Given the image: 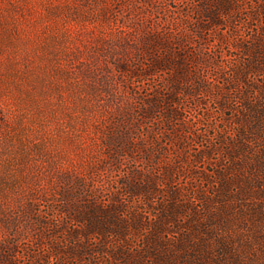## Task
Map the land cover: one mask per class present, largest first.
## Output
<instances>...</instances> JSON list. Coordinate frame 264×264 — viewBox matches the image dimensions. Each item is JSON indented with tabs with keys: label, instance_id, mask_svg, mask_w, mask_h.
<instances>
[{
	"label": "rangeland",
	"instance_id": "1",
	"mask_svg": "<svg viewBox=\"0 0 264 264\" xmlns=\"http://www.w3.org/2000/svg\"><path fill=\"white\" fill-rule=\"evenodd\" d=\"M203 1L0 0V255L12 252L15 264H264L262 112L252 113L250 124L260 131L245 142L250 153H229L242 128L236 120L249 118L243 96L264 106V70L248 75L251 86L233 81L232 73L251 59L238 43L254 45L253 37L264 35V10H257L264 0H238L234 22L222 17L226 23L201 38L189 32L198 17L192 5ZM149 32L183 35L172 40L173 49L209 92L173 93L170 69L144 75L165 52L145 50ZM214 52L220 67L203 63ZM229 87V95L240 98L221 111L214 94ZM157 92L178 103L162 102L152 118L142 119V99ZM173 107L181 120L168 128L161 116ZM125 115H133L138 151L112 161L107 137ZM216 134L223 135L222 145ZM211 144L220 150L197 159ZM160 146L163 154L146 156L145 147ZM170 166L171 182L163 172ZM136 171L156 180L151 201L124 186L136 180ZM169 183L176 198L167 192ZM198 190L203 199L196 198ZM171 203L190 208L163 224L158 244L148 240ZM113 206L129 224L123 235H85L90 221L71 217L93 207L100 211L98 225L112 217ZM134 215L144 228L130 226ZM80 243L87 252L66 253Z\"/></svg>",
	"mask_w": 264,
	"mask_h": 264
},
{
	"label": "trees",
	"instance_id": "2",
	"mask_svg": "<svg viewBox=\"0 0 264 264\" xmlns=\"http://www.w3.org/2000/svg\"><path fill=\"white\" fill-rule=\"evenodd\" d=\"M258 9L257 10H264V3H258L257 4ZM241 9V5L239 4L238 0H204L203 2H200L198 4H193L191 11L194 14H197V24L195 22V26L189 34H193L196 36H199L201 38L204 37V32L208 29H211L212 26H220L222 24H225L222 17H231L232 22H234V16L233 14ZM255 13H249L248 18L253 19ZM258 14V13H256ZM259 15V14H258ZM207 19L209 22L208 23H201V18ZM228 25V23H227ZM238 31V30H237ZM237 34V32H233V34ZM174 37L170 36H163L160 33H148L146 38V42H144L143 47H145V43L147 44V47L145 50H157L158 48H164L165 50L164 53L161 54V56H158V58L152 59L151 66L152 69L150 71H145L143 73L144 75H149V73H153V71H158V70H173L174 74L170 77L169 83L172 86V92L176 94H183V95H188V96H196L198 93L202 92H209L207 86L205 85L204 81L198 76L194 77L192 72L188 68V64L186 62V59L184 58L185 55L183 53H177L173 49V42L172 40L176 39H184L182 36L183 35H176L175 33L173 34ZM253 40L257 43L254 45H249L245 43H241L240 45L245 51H248L250 54L251 59L246 61L244 63V66L241 69H232L233 73V81H236V78H239V80H242L243 83L248 84L247 78L249 74L252 73H257L260 72L261 70H264V52H263V47H264V35L263 37H258L255 36L253 37ZM231 41V40H229ZM151 47V48H150ZM148 48V49H147ZM208 59H203L207 64L213 65V67H220L221 64L219 63V57L216 52L214 53H208ZM120 61V67L125 70L127 69V66L124 63V58L119 59ZM136 72V71H135ZM137 74V72H136ZM191 83L190 85H188ZM205 89V90H204ZM229 90H232V87L226 88L225 91L222 92H217V94H214V100L215 103L218 105L217 107L223 111L224 109L227 108H233V106L229 103L231 100L234 98H240L237 94H231L229 95ZM164 96V97H163ZM142 99V98H141ZM143 105L141 107V112L140 116L142 119H149L154 116V114L158 111V108L162 102L169 103V102H175L178 103V100L172 95L166 96L163 95L162 93H156L155 95H151L148 99L144 98L142 99ZM199 103V100H197ZM196 101V102H197ZM243 102L247 106V113L246 115L249 116V118L246 116L244 119H237L236 123L242 126L241 129L235 131V135L237 136L238 143L234 144L233 147L229 150V153H250L248 145L245 144L246 141H254L257 139L255 137V132H259L260 126L258 125H251L250 122L252 121V113L253 112H262L264 115V106L260 102V104H253L249 101H247L246 97L243 96ZM201 103H203L201 101ZM260 107L261 110H259L257 107ZM223 113V112H222ZM224 115V114H223ZM162 119L168 123L167 126L168 128H171V124L175 121H180L181 120V115L180 112L177 108H168L166 113L162 114ZM251 117V118H250ZM224 121H229V117L225 115L223 117ZM256 119V116H255ZM254 122L256 124L258 120H255ZM144 121V120H143ZM186 122L181 123V129L184 130L186 128ZM121 128L116 131L115 133H110V135L107 137V142L109 144V147L111 148V153L110 157L112 158V161H115L118 156L120 155H130L134 154L135 152L138 151L137 146L133 142L132 139V128L135 126L134 124V119L133 115H125L121 121H120ZM170 126V127H169ZM256 130V131H255ZM259 133H257L258 135ZM218 135L219 139L221 140V145L222 143L225 142V139L223 135L216 134ZM143 144L140 143V147ZM144 147V145L142 146ZM182 149V147H180ZM146 150V156H149L150 158H156L157 153L163 154L164 153V148L160 146L159 148H156V150L150 151L149 149ZM220 150L219 148L214 147L213 144L208 145L207 147H204L198 153L197 159H201L203 157H211L215 151ZM184 151V150H182ZM241 155V154H240ZM238 155V156H240ZM243 155V154H242ZM252 155V154H251ZM236 156V155H235ZM238 165V164H237ZM235 165V166H237ZM244 164L239 163V167ZM175 171V167L170 166L167 167L166 169L163 170L164 172V178L168 180L169 182L172 181L173 178V172ZM141 177V178H140ZM136 178L134 182H129V181H123L124 186H126L128 192H130L133 195H140L145 197L147 201H151L152 199V194L157 191L156 187V180L151 179V177H146V176H140L139 171H136L132 177ZM140 179V180H139ZM137 180L140 182L138 183ZM223 188L225 189V183H223ZM227 185V184H226ZM225 191V190H224ZM169 195L172 197L176 198L178 196V191L175 190L169 183V190L167 191ZM196 198L203 199L204 196L201 194V190L196 191ZM188 203H182L180 205H177L176 203H171L168 205L166 211L159 216V221L154 225V237H149L148 240L150 241H159L157 239L156 234H162V229H163V224H166V222H173L174 219V214L175 213H184L185 211H188L189 209ZM117 211L118 208L116 206H113L111 209L108 210L110 216L108 219L106 218L104 222H101L98 225H93L94 219L99 218V213L100 211L97 210L96 208L93 207H88L86 211H73L71 217H73L74 220L81 221V220H87L90 221V224L87 226L88 229L87 231H83L85 235L91 234V233H97L104 235L105 233H117V234H124V231L126 227L128 228V225H123L120 222V219L117 217ZM109 215V214H108ZM134 219L136 222H131L130 226L135 228V229H140L144 228V225L142 221V218L139 216L137 217L134 215ZM107 220V221H106ZM158 244V242H157ZM12 251V249H11ZM84 252H87V247L85 244H78L77 247H71L70 250H68L66 253L68 254H83ZM0 263L1 264H15L14 258L12 257V252L10 254H4L1 253L0 255Z\"/></svg>",
	"mask_w": 264,
	"mask_h": 264
}]
</instances>
